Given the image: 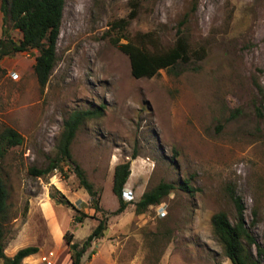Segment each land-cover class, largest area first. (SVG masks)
Returning a JSON list of instances; mask_svg holds the SVG:
<instances>
[{
	"label": "rangeland",
	"instance_id": "374dc122",
	"mask_svg": "<svg viewBox=\"0 0 264 264\" xmlns=\"http://www.w3.org/2000/svg\"><path fill=\"white\" fill-rule=\"evenodd\" d=\"M135 6L128 26L114 27ZM181 36L190 61L152 78L134 77L129 55L115 44L119 39L159 55ZM4 37L20 43L23 34L0 12ZM38 55L29 50L0 59V132L10 126L24 137L2 161L9 195L4 252H58L47 228L51 221L83 245L106 218L107 235L122 228L113 229L115 221L125 224L114 238L122 247L107 252L105 244L107 255L93 264H106L110 255L109 264H232L212 217L225 212L235 225L233 196L241 199L247 227L264 248V0H66L57 62L45 88L34 71ZM102 108L71 146L74 163L101 198L97 212L75 165L60 163L42 177L31 169L61 160L64 124L73 113ZM129 160L123 197L129 206L115 215V168ZM186 181L194 193L181 189ZM161 183L175 190L138 214L135 204ZM82 213L90 217L78 224L74 216ZM95 246L85 254L88 262ZM59 254L62 264L68 252Z\"/></svg>",
	"mask_w": 264,
	"mask_h": 264
},
{
	"label": "trees",
	"instance_id": "16d2710c",
	"mask_svg": "<svg viewBox=\"0 0 264 264\" xmlns=\"http://www.w3.org/2000/svg\"><path fill=\"white\" fill-rule=\"evenodd\" d=\"M66 0H0V12L3 14L4 23H12L13 27L19 29L23 34V39L17 43L10 37L0 39V59L6 56H12L19 52L29 50L38 51L34 71L38 82L42 88H45L50 81L57 62V45L61 34V25L63 21ZM136 15V6L131 12L129 19H123L120 23L114 25L124 30L129 21ZM184 24V22H183ZM181 24V25H183ZM148 37V34L145 35ZM115 44L131 59L132 73L134 77L152 78L161 70L174 68L179 62L188 63L191 59L189 54V45L184 36L178 38L175 47L164 54H152L146 47H139L132 43L122 44L119 39ZM202 55L204 50L198 51ZM1 69V66H0ZM102 110L96 111H76L65 121L64 132L60 146L59 161H52L47 168H32L31 174L42 177L51 174L60 167V163L66 162L75 165V173L79 178L80 185L92 198V208L95 211H102L100 208L101 198L97 197V192L93 184L89 182L84 170L75 164L71 154V146L75 140L80 127L89 119L101 116ZM24 137L14 128L4 126L0 132V259L4 264H22L23 260L39 252L37 247H26L20 249L13 258L8 257L4 252V239L7 233L8 218V191L2 178V161L8 152L15 147L23 145ZM134 155L132 159H136ZM68 163V164H69ZM131 175V160L119 164L115 168L113 180V193L119 202V208L115 215L126 211L129 203L126 202L125 185ZM181 189L188 193H194V189L189 182H183ZM175 186L170 183H161L155 189L146 192L141 200L135 204L138 214L143 213L150 206L158 205L167 197ZM55 197V196H53ZM61 196L60 203H64ZM233 201L238 211V222L234 225L225 212H219L212 217V225L220 242L223 245L226 257L232 264H264V248L254 238L247 227L244 218V205L241 199L233 196ZM66 203H70L66 201ZM71 207H74L70 204ZM78 213L80 211L76 210ZM90 216L86 213L80 216H74V221L78 224L84 223ZM108 228L106 218L99 220L97 227L87 237L83 245L74 242V235L67 232L65 241L71 253L72 264H83V257L92 247L93 243L102 238ZM256 248V254L253 252Z\"/></svg>",
	"mask_w": 264,
	"mask_h": 264
},
{
	"label": "crops",
	"instance_id": "0c3cea01",
	"mask_svg": "<svg viewBox=\"0 0 264 264\" xmlns=\"http://www.w3.org/2000/svg\"><path fill=\"white\" fill-rule=\"evenodd\" d=\"M50 209H51V207H50ZM47 213H48L47 215L50 216V218L52 220V218H54V211H53V209H51V211L48 210ZM118 219H120V218H118ZM115 224H117V225H123L122 228L124 229L125 224H123L121 220L115 221V223L112 225V228L113 229H115V228L118 227L117 225L115 226ZM47 228L52 233V245L54 246V248L56 250H58V252L55 251V250H51L54 253V256L51 258L52 259V262H53L52 264H57L58 261H59V259H60L59 252H63L64 253L65 251L68 252V254H67V260L64 263H62V264H72L71 253H70L69 250H67V249H69L68 248V245L65 246V237H64L65 236V232H63V230H62L63 227L61 228V227H59V225L55 226V224L53 223V221H51V222H49ZM122 228L119 229L118 233H114V234L111 233L110 235H107V232L110 229V226H109L107 228L106 232H105V235L102 238H100L97 241H95V245H96L95 248L96 249L94 248L91 251V252H95V253H93V256H92L91 261L88 262L87 261V258H86L87 256L85 255L83 257V264H87V263L93 264L97 259H99V258L104 257L105 255H107V252H116L117 249H118L117 248L118 246L119 247H122L121 246L122 243L118 242L117 240H114V238H115L116 235L117 236H121L122 235L121 233L124 232V230H122ZM114 242H115V245H114ZM105 244L108 245L107 250H106L107 252L106 251L103 252V249L105 250V247H104ZM51 251L47 252L43 256H42V252H38V253H36L34 255H31V256L25 258L23 260V263L22 264H45V263L42 262V258L44 256H47ZM16 253L17 252H5V254L8 257H10V258H13ZM112 262H113V259H112V256L110 255V258L107 259V263L106 264H109V263H112Z\"/></svg>",
	"mask_w": 264,
	"mask_h": 264
},
{
	"label": "built area",
	"instance_id": "2783aa9c",
	"mask_svg": "<svg viewBox=\"0 0 264 264\" xmlns=\"http://www.w3.org/2000/svg\"><path fill=\"white\" fill-rule=\"evenodd\" d=\"M165 210L166 209H163V210H160L159 211V214H160L161 218H163V217H165L167 215V213H166ZM53 256H54V253H53V251H51L47 256H44L42 258V262L45 263V264H52L53 262H52V259L51 258Z\"/></svg>",
	"mask_w": 264,
	"mask_h": 264
}]
</instances>
